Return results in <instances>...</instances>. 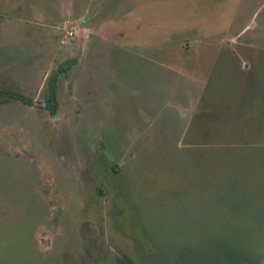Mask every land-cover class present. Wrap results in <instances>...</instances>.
Here are the masks:
<instances>
[{
	"label": "rangeland",
	"instance_id": "1",
	"mask_svg": "<svg viewBox=\"0 0 264 264\" xmlns=\"http://www.w3.org/2000/svg\"><path fill=\"white\" fill-rule=\"evenodd\" d=\"M128 261L264 264V0H0V264Z\"/></svg>",
	"mask_w": 264,
	"mask_h": 264
},
{
	"label": "trees",
	"instance_id": "2",
	"mask_svg": "<svg viewBox=\"0 0 264 264\" xmlns=\"http://www.w3.org/2000/svg\"><path fill=\"white\" fill-rule=\"evenodd\" d=\"M71 63V61L66 62ZM64 64H61L60 67L58 68V70L54 71L48 78V97L46 100V107L49 109L51 114L55 113L56 110V103H57V98H56V79L58 77V73L60 72V70H62V66ZM1 94L6 95L7 97L19 100L23 103L26 104H31V100L29 98H27L26 96L19 94V93H14V92H2ZM128 264H133L132 262L128 261Z\"/></svg>",
	"mask_w": 264,
	"mask_h": 264
}]
</instances>
